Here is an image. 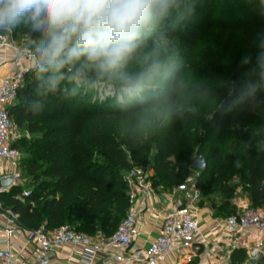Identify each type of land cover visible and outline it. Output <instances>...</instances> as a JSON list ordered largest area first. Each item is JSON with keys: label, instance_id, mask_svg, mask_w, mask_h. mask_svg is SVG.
<instances>
[{"label": "trees", "instance_id": "trees-1", "mask_svg": "<svg viewBox=\"0 0 264 264\" xmlns=\"http://www.w3.org/2000/svg\"><path fill=\"white\" fill-rule=\"evenodd\" d=\"M231 2L238 4L236 10L229 6ZM216 13L229 17L224 21ZM240 13L241 19H233ZM259 26H264V0H177L140 54L143 58L156 51L168 65L165 91L170 103L149 114L140 105L119 103L118 84L98 79L94 73L79 84L65 80L56 92L38 94L37 68L29 69L16 101L8 108L22 133L12 142L21 155V182L0 192V210L10 209L25 231L69 225L91 237H109L130 207L129 179L137 175L134 170L149 165L152 174L147 180L154 189L186 184L199 135L212 130V120L219 116L220 131L229 142L226 153L215 156L207 147L200 149L215 156V169L207 174L205 156L206 167L195 187L203 195L215 194L205 178L217 186L220 201L209 206L222 218L235 213L225 214L234 209L230 199L236 188L225 186L232 176L240 179L250 206L264 204V77L257 66L264 45L260 44L263 38L252 35ZM12 32L15 39L24 38L23 48L38 49L40 34L30 23L22 21ZM135 67L136 61L129 70ZM190 70L205 79L222 78L227 84L220 90V110L210 119L192 117V111L184 107L187 94L180 80ZM205 79L198 80L194 89L210 90ZM98 82L112 85L114 94L99 97L94 88ZM36 101L43 105L40 110L33 107ZM156 117H161L156 128L147 132L144 125ZM203 139L212 145L209 135ZM216 170L219 178L214 177ZM25 190L27 195H23ZM197 205L206 202L199 199ZM244 259L242 250L232 251V264Z\"/></svg>", "mask_w": 264, "mask_h": 264}, {"label": "clouds", "instance_id": "clouds-1", "mask_svg": "<svg viewBox=\"0 0 264 264\" xmlns=\"http://www.w3.org/2000/svg\"><path fill=\"white\" fill-rule=\"evenodd\" d=\"M176 6L177 0H0V30L26 21L40 34L38 94L56 92L65 80L79 84L94 73L118 84L119 103L140 105L149 114L170 103L168 65L156 51L140 54ZM257 66L264 77V53ZM33 107L43 105L36 101Z\"/></svg>", "mask_w": 264, "mask_h": 264}, {"label": "built area", "instance_id": "built-area-1", "mask_svg": "<svg viewBox=\"0 0 264 264\" xmlns=\"http://www.w3.org/2000/svg\"><path fill=\"white\" fill-rule=\"evenodd\" d=\"M0 68L9 59L14 68L9 69L0 81V159L8 161L13 166L11 185L21 182L18 170L20 152L12 147L15 125L8 113V108L16 101L17 92L21 87L24 75L36 66L37 51L25 49L17 43L12 30L0 33ZM10 185V186H11ZM9 186V187H10ZM9 187H0V192ZM151 183L144 174L139 173L134 179H129L130 207L117 229L106 238L93 240L87 234L75 231L69 225H61L51 231L40 227L34 231H26L28 241L39 245L38 252L29 259L20 258L12 252L11 241L15 229H20L17 216L10 209L0 210L4 219V237L0 239V259L2 264H60L54 249L66 245L79 248V263L67 259L65 264H91L98 253H103L116 264H193L194 242L201 237L199 219L195 214L200 191L194 186L181 184L173 188L180 191L188 203L183 204L173 200L171 207L164 214L157 237L146 247L131 245V229L137 222L145 204L150 197ZM25 190L23 195H27ZM226 245L230 251L240 249L245 254V263L251 264L264 250V204L258 207L247 205L224 219ZM253 230L259 237L249 239L247 233ZM22 250L21 247H18ZM110 250H113L112 252ZM176 255V258H175ZM173 256L174 259H170Z\"/></svg>", "mask_w": 264, "mask_h": 264}, {"label": "crops", "instance_id": "crops-1", "mask_svg": "<svg viewBox=\"0 0 264 264\" xmlns=\"http://www.w3.org/2000/svg\"><path fill=\"white\" fill-rule=\"evenodd\" d=\"M0 55H2L1 51ZM11 68H14V64L11 59H9L8 62L0 68V81L6 72ZM12 171V164L8 161L0 159V178L5 175H11ZM149 174H152V170ZM136 176H138V173ZM145 176L148 177L147 175ZM173 200H178L183 204L188 203L187 199L180 191L174 193L172 189L151 188L150 197H146L144 208L134 227L131 229V245L135 247H146L157 237L158 230L162 224L163 216L171 207ZM233 204L240 209L250 205V201L249 198L245 196L243 198L236 199ZM194 205L195 214L200 223L201 237H199L193 244L195 253L193 264H232V251H230L226 245V233L224 230L225 218L215 216L213 209L207 204L199 206L196 203ZM4 229L5 222L0 216V239L4 237ZM247 237L249 239H255L259 237V233L249 230ZM92 238L93 240L98 241L106 237L99 234ZM11 241L14 243V245L11 246L12 252L17 254L20 258L29 259L30 255L38 252L39 245L35 242L28 241L26 231L15 229ZM0 245L2 246L3 243ZM18 247H21L22 250ZM110 251L112 252L113 250ZM80 252L81 249L69 245L54 249V253L56 254L60 264H65L67 259L72 263H79ZM170 259H174V257L170 256ZM0 264H2L1 259ZM91 264L116 263L105 254L98 253L94 256ZM241 264H247L245 263V259ZM251 264H264V250L263 253Z\"/></svg>", "mask_w": 264, "mask_h": 264}, {"label": "rangeland", "instance_id": "rangeland-1", "mask_svg": "<svg viewBox=\"0 0 264 264\" xmlns=\"http://www.w3.org/2000/svg\"><path fill=\"white\" fill-rule=\"evenodd\" d=\"M229 6L233 9L236 10L238 7V4H236L235 2H231L229 4ZM215 17H221L219 15V13H216L214 15ZM243 16L242 13L238 15H234L233 19H241ZM229 16H223V20L225 21ZM13 29V28H12ZM10 29V30H12ZM208 31V30H207ZM255 33H253L252 35L255 36V38L261 37V39L263 38L262 42L260 43L261 45H264V26L254 29L253 30ZM210 32V31H209ZM215 32V31H213ZM207 36V34L205 33V37ZM207 38V37H206ZM17 43H19L20 45L23 46L24 44V38L23 37H18V39H16ZM165 43H168L167 40H164ZM32 50L37 51V48H33ZM169 74V72H168ZM167 74V75H168ZM201 79H205L203 75H201L200 72L196 71V70H190L187 73H185V75H183L181 77L180 83L181 86L183 87V89L186 91V103H185V108L189 109L190 111H192V117L199 115V117H201V119H210L213 117V112L216 110H220L221 107V96H220V90L222 87L227 86L226 82L222 79V78H208L205 79L206 85H208L210 87V90H207L206 92H200L194 89V85L198 80ZM95 90L97 92V95L101 98L109 96V95H113L114 94V87L108 83L105 82H98L95 85ZM221 115V114H220ZM198 117V118H199ZM161 117H156V119L147 121V123L144 125V129H146L147 132H150L152 130H154L158 124V121L160 120ZM221 119L222 117L219 116L216 119L214 118L212 120V125L211 128L212 130H210L208 132V129H205L202 134L199 135V140L200 143L198 145L197 148H195L194 152L191 155V164H190V170H191V175L188 179V181L186 182V186L190 187V186H194L195 187V183L197 178L201 175V170L198 168H195L192 166V162L197 159L198 157H203L205 159V156H207V154L202 153L200 151V149L202 147H207L209 149V152H211L213 155L216 156V154H221L224 155L226 152V147L228 146L227 140H225V132H221L220 131V127H221ZM232 127H235L234 125ZM207 130V131H206ZM201 133V130H199ZM193 132V131H192ZM223 133V134H222ZM205 135H209V137L213 140L212 145L210 146L209 143H207L206 141H204L203 137ZM22 136V133L20 131H18L16 128L14 129V139L13 141H16L18 138H20ZM210 146V147H208ZM154 151V150H152ZM207 156V166H208V170L206 171L207 174H211L213 172V170L215 169V156ZM151 171V167L148 165L146 167L143 168H137L134 170L133 173L137 172L138 174H144V175H150ZM126 176H129L128 174H126ZM221 175L219 174V172L216 170L214 172V177H220ZM208 178H205L203 181L206 183V186L209 187L210 191H216L215 194H202L200 192L199 195V199H203L205 200L207 205L216 203V205H218L220 198L217 195V186L216 185H212V184H208ZM226 187H233L235 186L236 188V194L234 197H232L230 199V204L233 206V202L236 199H240L243 197H247L246 193L243 190L241 181L238 177H233L225 184ZM197 188V187H195ZM198 189V188H197ZM199 190V189H198ZM238 210V207L234 205V209L232 208L231 211L225 213H233L236 212Z\"/></svg>", "mask_w": 264, "mask_h": 264}, {"label": "water", "instance_id": "water-1", "mask_svg": "<svg viewBox=\"0 0 264 264\" xmlns=\"http://www.w3.org/2000/svg\"><path fill=\"white\" fill-rule=\"evenodd\" d=\"M38 58H39V53L37 50ZM192 166L195 168H198L200 170H204L206 167V161L203 157H198L192 162ZM12 181V176L11 175H5L0 178V185L1 187H9L11 185Z\"/></svg>", "mask_w": 264, "mask_h": 264}]
</instances>
